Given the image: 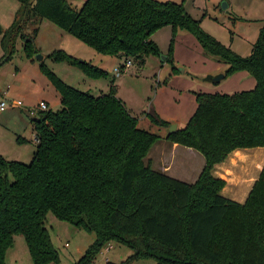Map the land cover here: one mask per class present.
<instances>
[{"label": "trees", "instance_id": "obj_1", "mask_svg": "<svg viewBox=\"0 0 264 264\" xmlns=\"http://www.w3.org/2000/svg\"><path fill=\"white\" fill-rule=\"evenodd\" d=\"M16 1L20 9L12 25L0 28V65L11 59L18 39L33 61L39 53L37 25L43 20L102 56L132 60L140 67L148 55L160 57L152 37L170 27L171 53L177 33L186 32L206 54L228 66L225 79L246 72L256 84L233 94H195L194 114L166 136L204 158L200 175L189 184L145 162L160 137L139 129L112 81L108 94L94 97L64 83L41 63L60 109L40 111L31 120L36 148L28 165L0 156V264H7L6 253L17 235L23 237L32 264L59 263L45 228L49 213L94 234L75 264H93L111 244L132 251L119 264H264V167L244 204L222 196L226 183L213 176L214 167L234 151L264 148V26L250 56L242 58L205 33L182 3L85 0L76 9L69 0ZM20 18L36 27L28 38ZM50 59L77 67L88 79L108 78L99 67L61 50ZM151 121L158 127L170 125Z\"/></svg>", "mask_w": 264, "mask_h": 264}, {"label": "rangeland", "instance_id": "obj_2", "mask_svg": "<svg viewBox=\"0 0 264 264\" xmlns=\"http://www.w3.org/2000/svg\"><path fill=\"white\" fill-rule=\"evenodd\" d=\"M84 1L69 0V4L80 9ZM156 1L182 3L191 18L200 21V27L205 33L242 58L250 56L252 45L258 37L259 30L264 26V0ZM223 4H226L225 8ZM19 9L20 4L16 0H0L2 30H7L12 25ZM24 25H26L24 20L20 18L19 26ZM34 28L26 25L23 35L28 38ZM37 28L38 33L34 44L39 50L38 55L43 59L36 60V56L33 61L28 59L23 52L22 40L18 39L11 59L0 65V100L5 99L9 104L6 111L0 114V156L8 161L28 165L35 152L36 143L31 131V120L35 116L38 117L39 112L32 116L27 110L36 106L41 100L47 101L53 112L60 109L55 89L45 74L40 71L41 63L64 83L80 91L88 92L94 97L108 94L112 81L117 87L118 96L126 103L127 109L141 125L146 122V118L152 125H156L151 121L153 118L157 120L169 118L178 105H182V116L187 122L195 112L194 99L197 93H235L253 89L250 88V83H245L239 75L224 78L217 83L204 82L207 76L224 75L228 66L219 62L218 58L206 54L194 37L186 32L177 33L171 53L172 29L170 27L159 30L152 37L160 57L148 55L145 57L143 67L131 60L132 66L120 77H115L114 70L124 65V59L102 56L46 20L40 21ZM58 50L99 67L108 74V78L88 79L77 67L63 62H53L50 56ZM3 55L4 51L0 46V62ZM206 71L212 72L205 74ZM246 78L252 80L250 75H246ZM17 101L22 102L23 108L13 106ZM191 101L194 103L193 110L189 106ZM18 138L24 139L25 142L19 143ZM155 154L154 150L145 159L146 163L152 165V169L156 168ZM198 156L203 160L201 155L198 154ZM253 162L251 155L242 171L237 167L234 169V173L239 175L246 172L243 174L242 184L239 185L241 187L246 184L242 190L245 196L237 197L241 204L246 202L252 187L258 181L257 172L252 169ZM173 163V169H177L180 174L178 176L181 179L177 178L179 181L189 184L196 181V178H192L195 171L188 173L191 162L180 164L176 160ZM193 165L197 169V165L195 163ZM184 172L187 173L182 175ZM252 175L254 178L249 182ZM259 176L257 175L258 178ZM9 180L12 181L11 176ZM236 186L230 187L229 191H237ZM247 187H251L250 191ZM45 228L53 247L58 252V264L77 263L95 240L94 234L59 221L50 213L46 216ZM107 247L101 251L93 264H119L132 255L129 248L121 245L111 244L110 249L106 251ZM5 260L7 264H32L22 236H14L13 246L7 251ZM133 264L155 263L152 260H140Z\"/></svg>", "mask_w": 264, "mask_h": 264}, {"label": "crops", "instance_id": "obj_3", "mask_svg": "<svg viewBox=\"0 0 264 264\" xmlns=\"http://www.w3.org/2000/svg\"><path fill=\"white\" fill-rule=\"evenodd\" d=\"M152 40H153V38H152ZM209 72H212V71H206L205 74H208ZM237 75H239V77L241 79H244L245 83H250L249 86L251 89L254 88V86L256 84L255 80L253 78H252V80H248L246 78V75H249L248 73H246V72L236 73L234 75V77ZM116 91H117V87H116ZM206 93H208V92H206ZM216 93L233 94L231 92H229V93H227V92L226 93L216 92ZM235 93H237V92H235ZM116 95L123 102V104L126 107V103L118 96L117 92H116ZM194 101H195V99H194ZM40 102H44L46 104L47 108L51 109L49 104L47 103V101L41 100ZM189 106L192 110L194 109V103L192 101L189 104ZM126 109H127V107H126ZM182 109H183L182 105H180V106L178 105V107L175 108L173 115H171L169 118L165 119L164 121L170 123V125H172V124L176 125L177 130L179 128H182V126H185V124L187 123L185 121L186 119L183 118V116H182L183 115ZM195 109H196V101H195ZM128 112L130 113L129 110H128ZM130 114L133 117H135L132 113H130ZM138 127H139V129L146 130V131L160 137V140L152 147V149L149 152V154L154 150L156 152L155 155H156V162L157 163H156V168L153 170L158 171L160 173H163V174H165L171 178L176 177L175 179L178 180V179H181V177L178 176L180 174L177 172V169L176 170L173 169V167H174L173 162L176 160H178V163H180V164L191 162L190 163L191 165L189 166V169H188L190 171L188 173H194V171H195V175H194L195 177L192 176V178H196V180H197V178L200 175V173L204 167V164H205V161L203 164L204 158L202 155H201V157L203 158V160L198 156V154H199L198 152H196L192 149H189V148L182 147V146L177 145V144H172V143L168 142L167 140H165L166 136L169 135L168 134V128L169 127L164 128V127H158L156 125H152L147 118H146V122H143V125H141L138 121ZM251 155H252V160L254 161L253 165H252V169H253V171L257 172V175L259 176L261 173V170L264 167V148L236 150L228 156V158L225 160V162H223L219 165H216L214 167L213 176H215L218 179L225 181V183H226V186L221 191V195L224 196L225 198L230 199V200H235L238 202V200H237L238 196H240V195L245 196V193H244V191L242 192V190L246 187V184H244L241 187L239 185L244 180L243 174H245L246 172L243 173L242 175H239V173H234V169H235V167H237V169H240V171H242L241 169L246 167L245 163L247 162L248 159H250ZM193 163H195L197 165V169L194 167ZM150 164H151V162H150ZM150 166H151V168H153L152 165H150ZM185 173H187V172L182 173V175ZM257 175H256V178L258 179ZM253 176L254 175H252V177L249 179V182L252 181L251 179L254 178ZM232 186H236L237 191H235V192L229 191V190H231L229 188ZM247 188H249V191H250L251 187H247ZM249 191L246 193V196L248 195ZM238 203H241V202H238Z\"/></svg>", "mask_w": 264, "mask_h": 264}, {"label": "built area", "instance_id": "obj_4", "mask_svg": "<svg viewBox=\"0 0 264 264\" xmlns=\"http://www.w3.org/2000/svg\"><path fill=\"white\" fill-rule=\"evenodd\" d=\"M132 66V62L131 61H127L124 63V65L116 68L114 70L115 73V77H120L122 74H124L127 69H129ZM8 102L5 99H1L0 100V114L3 113L4 111H6L7 107H8ZM14 107L17 108H23V104L20 101H17L13 104ZM48 108L46 106V104L44 102H40L38 103L36 106H34L31 109H28L27 111L29 112L30 115L34 116L36 114V112H40V111H46ZM110 249V245L106 248V251Z\"/></svg>", "mask_w": 264, "mask_h": 264}, {"label": "water", "instance_id": "obj_5", "mask_svg": "<svg viewBox=\"0 0 264 264\" xmlns=\"http://www.w3.org/2000/svg\"><path fill=\"white\" fill-rule=\"evenodd\" d=\"M226 7V4H223V8ZM43 58L41 56H39L38 54L36 55V60L41 61ZM224 75H218V76H207L206 78H204V82L207 83H217L219 81H221L222 79H224ZM176 125H170L168 128V134H173L176 131Z\"/></svg>", "mask_w": 264, "mask_h": 264}, {"label": "bare ground", "instance_id": "obj_6", "mask_svg": "<svg viewBox=\"0 0 264 264\" xmlns=\"http://www.w3.org/2000/svg\"><path fill=\"white\" fill-rule=\"evenodd\" d=\"M125 63V62H124Z\"/></svg>", "mask_w": 264, "mask_h": 264}]
</instances>
